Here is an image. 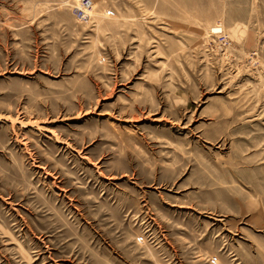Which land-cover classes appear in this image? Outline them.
<instances>
[{"label":"rangeland","instance_id":"rangeland-1","mask_svg":"<svg viewBox=\"0 0 264 264\" xmlns=\"http://www.w3.org/2000/svg\"><path fill=\"white\" fill-rule=\"evenodd\" d=\"M0 264H264V0H0Z\"/></svg>","mask_w":264,"mask_h":264}]
</instances>
